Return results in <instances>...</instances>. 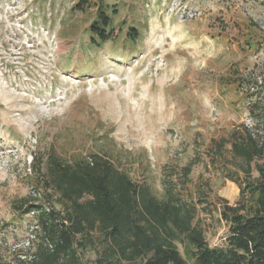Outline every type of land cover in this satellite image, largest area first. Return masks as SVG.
I'll use <instances>...</instances> for the list:
<instances>
[{
    "label": "rangeland",
    "instance_id": "374dc122",
    "mask_svg": "<svg viewBox=\"0 0 264 264\" xmlns=\"http://www.w3.org/2000/svg\"><path fill=\"white\" fill-rule=\"evenodd\" d=\"M77 2L0 0V263L20 264L32 238L30 208L43 204L36 157L49 151L103 154L158 198L167 172L175 180L196 157L183 196L196 201L203 187L196 221L210 246H224L217 198L235 203L230 177L242 179L245 164L215 141L242 125L263 134L249 102L261 95L250 84L264 74V0H103L118 11L97 45L96 7ZM240 76L248 83L237 86Z\"/></svg>",
    "mask_w": 264,
    "mask_h": 264
},
{
    "label": "trees",
    "instance_id": "16d2710c",
    "mask_svg": "<svg viewBox=\"0 0 264 264\" xmlns=\"http://www.w3.org/2000/svg\"><path fill=\"white\" fill-rule=\"evenodd\" d=\"M89 5H94L96 10L88 32L97 39L90 45H97L111 36L113 16L118 10L115 4H104L103 0H78L75 7L85 9ZM126 36L135 41L139 31L128 27ZM240 77L235 80L237 86L248 83ZM250 85L260 89V97L249 102V109L258 111L263 134L242 125L215 141L218 153L228 144L231 154L245 164L242 179L236 181L230 177L239 188L235 203L217 198L220 216L228 225L224 246H210L196 221L197 203H205L208 198L203 187L197 186L196 201L183 196L188 193L189 174L196 157L181 167L175 180L172 177L175 171L167 172L170 178L164 180V196L158 198L146 183L133 180L103 154L63 160L49 151L36 157L43 204L40 208H30L35 217L30 259L17 257L16 261L20 264H264V160L256 164L257 175L249 177L251 162L264 157V74ZM26 202L17 209L23 210ZM88 250L94 253L92 260L85 256Z\"/></svg>",
    "mask_w": 264,
    "mask_h": 264
},
{
    "label": "built area",
    "instance_id": "2783aa9c",
    "mask_svg": "<svg viewBox=\"0 0 264 264\" xmlns=\"http://www.w3.org/2000/svg\"><path fill=\"white\" fill-rule=\"evenodd\" d=\"M31 214L33 215V212L31 211ZM35 225V224H34ZM34 228H35V226L33 227V229L31 230V236H32V238H33V230H34ZM32 238L31 239H29V240H27V242H26V244H25V246H24V248H23V250L22 251H20L19 253H18V256H19V258H21V259H30V249H31V240H32Z\"/></svg>",
    "mask_w": 264,
    "mask_h": 264
}]
</instances>
